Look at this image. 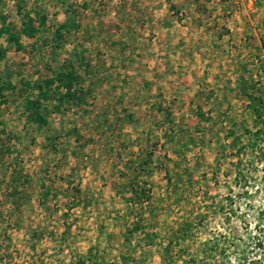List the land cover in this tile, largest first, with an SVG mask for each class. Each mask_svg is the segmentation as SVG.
Wrapping results in <instances>:
<instances>
[{
  "label": "rangeland",
  "instance_id": "374dc122",
  "mask_svg": "<svg viewBox=\"0 0 264 264\" xmlns=\"http://www.w3.org/2000/svg\"><path fill=\"white\" fill-rule=\"evenodd\" d=\"M0 264H264V0H0Z\"/></svg>",
  "mask_w": 264,
  "mask_h": 264
},
{
  "label": "trees",
  "instance_id": "16d2710c",
  "mask_svg": "<svg viewBox=\"0 0 264 264\" xmlns=\"http://www.w3.org/2000/svg\"><path fill=\"white\" fill-rule=\"evenodd\" d=\"M24 30V29H23Z\"/></svg>",
  "mask_w": 264,
  "mask_h": 264
}]
</instances>
